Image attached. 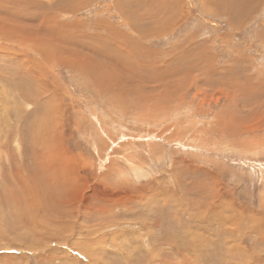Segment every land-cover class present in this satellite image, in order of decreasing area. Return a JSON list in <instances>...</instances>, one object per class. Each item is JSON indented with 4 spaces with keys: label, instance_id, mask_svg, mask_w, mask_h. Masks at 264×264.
<instances>
[{
    "label": "rangeland",
    "instance_id": "1",
    "mask_svg": "<svg viewBox=\"0 0 264 264\" xmlns=\"http://www.w3.org/2000/svg\"><path fill=\"white\" fill-rule=\"evenodd\" d=\"M0 264H264V0H0Z\"/></svg>",
    "mask_w": 264,
    "mask_h": 264
},
{
    "label": "bare ground",
    "instance_id": "2",
    "mask_svg": "<svg viewBox=\"0 0 264 264\" xmlns=\"http://www.w3.org/2000/svg\"><path fill=\"white\" fill-rule=\"evenodd\" d=\"M12 7V6H11ZM23 14H25V16L26 17H24V15ZM9 16V15H8ZM6 17V16H5ZM19 17H24V18H27V19H29L30 17H31V15L28 13V12H26L25 11V13L23 12V11H21L20 12V14H19ZM29 20H31V19H29ZM5 24V23H4ZM31 24V23H30ZM6 26V25H5ZM45 28V27H44ZM44 28H36L37 30H36V32H38V30H39V32L40 33H42L43 35H45L46 36V33L44 32H42V29L44 30ZM46 29V28H45ZM35 29H32L30 32H32V31H34ZM31 34H33V33H31ZM21 35L19 34V37H20ZM20 39V38H19ZM19 42V41H18ZM22 42V41H21ZM42 42H43V40H42ZM41 42V40L39 41V45H42V46H45L47 43H42ZM31 43V41H29L28 40V38L26 37L25 39H24V41H23V44L24 45H26V46H29V44ZM39 52V51H38ZM43 53V52H42ZM30 56V55H29ZM40 58H42V56L40 57ZM44 58V57H43ZM45 58H47V57H45ZM28 60H30V59H28ZM27 60V61H28ZM31 61V60H30ZM47 61V59H45V62ZM26 62V61H25ZM27 64V63H26ZM28 65V64H27ZM46 65H47V62H46ZM45 69H47V68H45ZM31 71V70H30ZM31 73V72H30ZM26 74H29V73H26ZM31 75V74H30ZM41 76V75H40ZM42 77V76H41ZM33 78V77H32ZM21 83V82H20ZM26 92H29V91H26ZM30 94V93H29ZM28 95V94H27ZM44 102V101H43ZM37 137V136H36ZM41 178V177H40ZM40 180V179H39ZM41 181V180H40Z\"/></svg>",
    "mask_w": 264,
    "mask_h": 264
}]
</instances>
